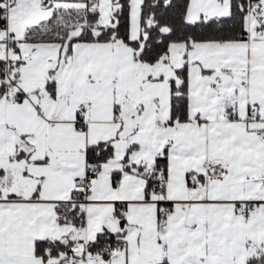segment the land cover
I'll return each mask as SVG.
<instances>
[{
  "label": "snow or ice",
  "instance_id": "snow-or-ice-1",
  "mask_svg": "<svg viewBox=\"0 0 264 264\" xmlns=\"http://www.w3.org/2000/svg\"><path fill=\"white\" fill-rule=\"evenodd\" d=\"M0 264H264V0H0Z\"/></svg>",
  "mask_w": 264,
  "mask_h": 264
}]
</instances>
